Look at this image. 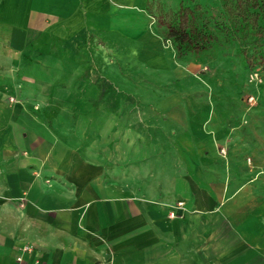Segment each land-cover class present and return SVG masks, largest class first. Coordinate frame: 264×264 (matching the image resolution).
<instances>
[{
    "label": "crops",
    "instance_id": "0c3cea01",
    "mask_svg": "<svg viewBox=\"0 0 264 264\" xmlns=\"http://www.w3.org/2000/svg\"><path fill=\"white\" fill-rule=\"evenodd\" d=\"M180 2L0 0V264H264L263 153L209 107L139 140L85 66L103 45L161 57L151 7Z\"/></svg>",
    "mask_w": 264,
    "mask_h": 264
},
{
    "label": "rangeland",
    "instance_id": "374dc122",
    "mask_svg": "<svg viewBox=\"0 0 264 264\" xmlns=\"http://www.w3.org/2000/svg\"><path fill=\"white\" fill-rule=\"evenodd\" d=\"M229 1L206 0L214 17L203 50L178 52L171 41L165 40L166 24L179 5L174 10L163 5L160 10L151 7L164 47L161 57L153 59L157 56L152 55L149 63L137 61V48L115 49L103 45L86 49L90 63L85 66L90 67L92 82L98 77L109 84L105 87L110 88L112 97L104 105L109 108L120 105V120L128 116L141 123L147 121L145 127L135 129L139 140H142L140 137L161 136L157 124H162V136L166 137L173 136L175 131H186L188 122L201 123L203 109L209 107V120L225 128L226 134L242 138L253 148V153H263L264 160V59L256 60L251 50H246V47L249 49L247 37L242 26H234ZM181 2L188 6V0ZM192 3L201 8V0H192ZM132 105L133 109L129 110ZM177 123L181 125L178 129L175 128ZM86 131L89 139L100 140L94 125ZM102 133L103 141L107 140L111 129L104 128ZM98 145L105 148L103 142ZM223 152L220 149V153ZM257 162L260 167L264 165L260 160Z\"/></svg>",
    "mask_w": 264,
    "mask_h": 264
},
{
    "label": "trees",
    "instance_id": "16d2710c",
    "mask_svg": "<svg viewBox=\"0 0 264 264\" xmlns=\"http://www.w3.org/2000/svg\"><path fill=\"white\" fill-rule=\"evenodd\" d=\"M228 3L234 26H242V32L247 37L249 49L246 47V50H251L256 60L264 59V0H230ZM182 4L184 7H181ZM179 6L176 14L166 24L165 40L171 41L178 52L203 50L212 29L214 13L211 7L206 0H201V8L192 3V0H188V6L182 2ZM95 80V85L100 89V100L109 84L104 80Z\"/></svg>",
    "mask_w": 264,
    "mask_h": 264
},
{
    "label": "built area",
    "instance_id": "2783aa9c",
    "mask_svg": "<svg viewBox=\"0 0 264 264\" xmlns=\"http://www.w3.org/2000/svg\"><path fill=\"white\" fill-rule=\"evenodd\" d=\"M178 209H183V203L179 202V203H176L175 206L171 207V209L169 210V213H168V219L169 220H172V219L176 218V215H175L174 211L178 210ZM21 251L22 252H30L31 248L26 246V247H23ZM16 261H17L18 264H21V262H22L21 257L17 258Z\"/></svg>",
    "mask_w": 264,
    "mask_h": 264
}]
</instances>
